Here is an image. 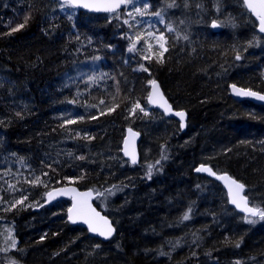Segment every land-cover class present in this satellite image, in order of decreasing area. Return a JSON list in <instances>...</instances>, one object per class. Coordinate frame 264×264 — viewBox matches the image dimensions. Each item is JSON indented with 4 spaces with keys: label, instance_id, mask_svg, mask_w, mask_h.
<instances>
[{
    "label": "trees",
    "instance_id": "16d2710c",
    "mask_svg": "<svg viewBox=\"0 0 264 264\" xmlns=\"http://www.w3.org/2000/svg\"><path fill=\"white\" fill-rule=\"evenodd\" d=\"M127 6L92 14L0 0V225L15 230L0 264H264V219L238 213L220 183L195 173L205 164L228 174L264 209V105L229 89L264 94L257 21L243 0ZM152 80L187 112L185 132L148 104ZM129 128L141 134L138 166L122 153ZM67 185L98 194L117 228L111 241L70 225V201L44 205Z\"/></svg>",
    "mask_w": 264,
    "mask_h": 264
},
{
    "label": "water",
    "instance_id": "95a60500",
    "mask_svg": "<svg viewBox=\"0 0 264 264\" xmlns=\"http://www.w3.org/2000/svg\"><path fill=\"white\" fill-rule=\"evenodd\" d=\"M60 2L64 3V0H59ZM117 2V0H80V5L78 6H73L74 8L78 9L79 11H85V12H89V13H92V14H107V13H114V12H119V11H122L126 8L127 6V3H120V6L118 8H116L114 11H104V10H96V6H102V5H105V4H111V3H115ZM244 2V0H243ZM254 3H257L258 0H253ZM84 3H87L89 5H93L92 7H83L82 4ZM247 11L252 15V17L257 21V24H258V27H257V31L260 35L264 36V32H261L260 31V20H259V17L250 9L247 7V5L244 3ZM215 25V26H213ZM212 28L214 30V32H219L220 30V26L217 22H214L212 23ZM156 85H158V92L159 94L162 95L163 97V100L159 101L158 103H150L149 100H148V104L150 105L151 108L153 109H158L160 110L164 116L166 118H171V119H175L177 120L179 123H180V127H181V130L182 132H185L186 129H187V121H188V114L186 111L184 110H175L172 106V104L170 103V101L168 100V98L166 97V95L164 94L163 92V89L160 85V83L158 81H156ZM233 85L230 86V95L237 101H250V102H253L255 104H260V105H264V100H260V99H257L256 97L254 96H245V95H237L236 94V91L233 89L232 87ZM237 89H243L244 91H251V92H256V91H252L250 89H245V88H242V87H239L237 85H235ZM153 85L151 84L150 86V93H149V96L152 95V92H153ZM260 95H264V94H261L259 92H256ZM164 101L167 102V105L166 106H170V111H165V108L164 107H161L160 104L163 103ZM177 112H183L184 113V117L181 118L180 116H177L175 113ZM140 141H141V134L140 132L132 129V128H129L126 132V136L123 140V145H122V153H123V156L125 157V159H127L128 161H130V163L133 165V166H138L139 163H140V152H139V144H140ZM127 142V144L125 143ZM126 153H129V154H126ZM133 156L135 157V160L136 162L133 163L132 162V158ZM201 166H204L206 168H210L212 173L213 174H210L209 172H204V171H197L196 169L197 168H200ZM195 169V173L196 174H200V175H205L207 176L208 178H211L215 181H217L218 183H220L223 188L225 189L226 193H227V196H228V200H229V204L230 206L235 209L238 213L242 214V215H245V216H250L251 214L244 211L243 210V201H241V207H237L235 204H233L231 202L232 200V197L231 195L229 194V189H228V183L224 180V179H220L219 177H230L231 179L237 181L236 179L232 178L231 176H229L228 174H217L213 171V169L208 166V165H205V164H201L199 165ZM238 183L242 184L241 182L237 181ZM245 186V185H244ZM61 188H67V189H76V192L77 193H87V192H91L92 195L90 198H88V203L91 205V207L93 209H95L96 212H98L100 214L101 217H105L110 223H111V226L115 229V231L113 232L112 236L109 237V238H105L103 236H100L99 233L97 232H92L89 230L88 228V225L85 224L82 220H77L75 223H73L71 220H69V209L73 207V205L76 203V200L73 199V196L75 194L73 193H70L68 195H60L58 194V190L61 189ZM49 192H52L53 193V197H49L48 195L45 196V206L46 207H49L51 205H54L56 203H59V202H62V201H70V207L68 208L67 210V220L69 222L70 225L72 226H79V227H83L85 228L87 231H88V234L89 236L93 237V238H97L99 240H101L102 242L104 243H107L109 241H111L115 236H116V233H117V228L115 226V224L113 223V220L105 215L101 210H99L96 205H95V201L96 199L98 198V194L94 192L93 189H85V190H81L79 189L77 186L75 185H69V186H62V187H56V188H53L52 190H50ZM47 192V193H49ZM246 192V186L244 187V190L243 192L241 193V196L242 197H246L247 198V207H252L249 203V199L248 197L246 196L245 194ZM79 199V198H78ZM99 223V226L100 227H103V222L100 221L98 222Z\"/></svg>",
    "mask_w": 264,
    "mask_h": 264
},
{
    "label": "snow or ice",
    "instance_id": "6c2138e0",
    "mask_svg": "<svg viewBox=\"0 0 264 264\" xmlns=\"http://www.w3.org/2000/svg\"><path fill=\"white\" fill-rule=\"evenodd\" d=\"M128 0H117V2L115 3H111V4H105L102 6H96V10H104V11H114L116 8H118L120 6V3H127ZM65 4L68 5H72V6H78L80 5V0H64ZM244 3L247 5L248 8H250L258 17L260 20V31L264 32V0H258L257 3H254L253 0H244ZM83 7H92L93 5H89L87 3L82 4ZM173 4H169L168 7H173ZM135 11L140 14L143 15L144 12L141 11L140 8H135ZM156 17L159 18V22L163 23V16L160 12H156L154 14ZM125 23H127V21H125ZM24 25L21 24L19 27H23ZM215 26V25H213ZM167 31L168 32H172L174 31V29L171 27V25H167ZM18 30V29H13ZM149 35L151 36L152 34L149 33ZM140 38L137 37V41ZM184 39H188L187 36H184ZM164 40V36L161 34L158 37V41H163ZM136 47V44L133 43L132 47L129 48V51H133ZM148 47L150 48L151 45H148ZM158 47L160 49H163V51L160 52V59L161 62L163 60V52L167 51V48L164 47V43H158ZM148 57H145V59H147ZM240 57L237 56V59H239ZM143 67V66H141ZM145 71H147V69H143ZM150 84H152L153 87V92L152 95H150L148 97V100L150 103H158L159 101L163 100V97L161 94H159L158 92V85H156V82L154 80L150 81ZM233 89L236 91L237 95H245V96H254L257 99L260 100H264V95H260L256 92H251V91H244L243 89H237L235 85L232 86ZM101 103H103V101H101ZM167 102L164 101L163 103L160 104L161 107L165 108V111H170V106H166ZM136 107H140L139 103L137 102L136 105L134 106V108L132 109V111H135ZM141 111H143V109L141 108ZM177 116H180L181 118L184 117V113L183 112H177L175 113ZM71 122V121H70ZM127 144V142H125ZM129 154V153H126ZM83 157H81L82 159ZM162 159H166V157H162ZM132 162L135 163V157L133 156L132 158ZM159 163V161L157 162ZM198 172L199 171H204V172H209L210 174H213L210 168H206L204 166H201L200 168L196 169ZM149 178H151V166L149 167ZM46 175V174H45ZM220 179H224L227 183H228V189H229V194L232 197L231 202L233 204H235L237 207H241V201H243V210L250 213L253 217L258 216L260 219H264V209L260 208V207H247V198L246 197H242L241 193L244 190V185L238 183L237 181L231 179L230 177H219ZM40 178H36L34 181H32V183H40ZM45 187H47V185H45ZM109 194H113L111 192V190H108ZM70 193L75 194L73 196V199L76 200V203L73 205L72 208H70L68 211L70 213L69 215V220H71L73 223H75L77 220H82L85 224L88 225V228L90 231L92 232H97L99 233L100 236H103L105 238H109L112 236L113 232L115 231V229L111 226V223L105 218V217H101L100 214L98 212L95 211V209H93L91 207V205L88 203V198L91 197L92 193L91 192H87V193H77L76 189H67V188H61L58 190V194L60 195H68ZM46 195H48L50 198L53 197V193L49 192L46 193ZM100 195H102V193H100ZM79 198V199H78ZM26 199V197H25ZM17 203H23V201H18ZM190 211V210H189ZM189 218V216L186 214L183 219L187 220ZM102 221L103 222V227L99 226V223ZM249 223H253V220H248ZM13 247H15V242H13ZM237 247H239V244L236 245Z\"/></svg>",
    "mask_w": 264,
    "mask_h": 264
},
{
    "label": "rangeland",
    "instance_id": "374dc122",
    "mask_svg": "<svg viewBox=\"0 0 264 264\" xmlns=\"http://www.w3.org/2000/svg\"><path fill=\"white\" fill-rule=\"evenodd\" d=\"M159 36L160 34L157 33H155V36H152V38L155 39L157 45L158 43H163V41H158ZM14 233L15 230L12 226L5 224L0 225V250L7 251L9 249L14 248L12 246L14 242Z\"/></svg>",
    "mask_w": 264,
    "mask_h": 264
},
{
    "label": "bare ground",
    "instance_id": "6f19581e",
    "mask_svg": "<svg viewBox=\"0 0 264 264\" xmlns=\"http://www.w3.org/2000/svg\"><path fill=\"white\" fill-rule=\"evenodd\" d=\"M128 7V6H127ZM143 10V9H142ZM153 11V10H152ZM171 103V102H170ZM175 109V108H174ZM159 112H161V111H159ZM171 119V118H170ZM140 145V144H139ZM140 149V148H139ZM140 152V151H139ZM68 186V185H67ZM62 187V186H61ZM96 205V204H95ZM244 216V215H243Z\"/></svg>",
    "mask_w": 264,
    "mask_h": 264
}]
</instances>
